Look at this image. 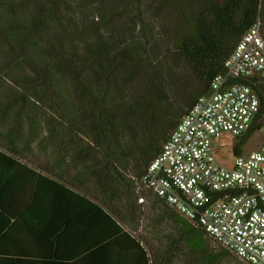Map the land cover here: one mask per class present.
I'll return each mask as SVG.
<instances>
[{"label": "trees", "instance_id": "1", "mask_svg": "<svg viewBox=\"0 0 264 264\" xmlns=\"http://www.w3.org/2000/svg\"><path fill=\"white\" fill-rule=\"evenodd\" d=\"M166 1L164 32L168 8L183 22L163 37L197 83L178 110L140 18L115 28L89 20L92 0H0V264H246L136 181L257 20L264 37V0ZM254 89L259 121L234 156L264 122ZM160 222L173 234L148 231Z\"/></svg>", "mask_w": 264, "mask_h": 264}, {"label": "built area", "instance_id": "2", "mask_svg": "<svg viewBox=\"0 0 264 264\" xmlns=\"http://www.w3.org/2000/svg\"><path fill=\"white\" fill-rule=\"evenodd\" d=\"M242 81V82H236ZM264 91V37L257 20L179 120L168 140L136 181L138 190L165 201L246 264H264V122L261 142L223 165L221 136H244L260 117ZM232 149V148H231ZM140 195L138 203H145Z\"/></svg>", "mask_w": 264, "mask_h": 264}, {"label": "rangeland", "instance_id": "3", "mask_svg": "<svg viewBox=\"0 0 264 264\" xmlns=\"http://www.w3.org/2000/svg\"><path fill=\"white\" fill-rule=\"evenodd\" d=\"M179 1L176 0V4ZM92 2H95V4L93 7L91 6L90 10H87V13L90 17L89 20L93 22L102 20L107 26L126 28L130 23L134 26V23H137L139 18L142 20L143 28L140 29L141 26H137L136 30L137 33L141 30V33L143 32L147 39L150 40L151 43L149 45L153 44L157 48L158 60L162 65L166 80L163 86H160L162 92L167 95L169 103L175 109L178 110L186 106L188 98L187 91L195 88L197 83L187 65L174 52V46L166 42L165 39L168 37H163L166 33L173 37V32L177 33V26H180L183 22L182 17L178 15L176 10L167 9V12L171 13L170 17L165 13L166 17L169 19L172 17L175 20V24L171 26L172 30H166L167 32L165 33L162 16L160 17L158 12H156V8L160 5L167 4L166 0H140L138 4L132 0H92ZM180 10L188 14L184 4H182ZM220 139H222L221 144L224 143L223 140L227 142L224 144L226 148L221 149L219 152L220 157L225 158V160H219V162L229 166L234 160V154L231 148L238 143V139H233L227 135L221 136ZM260 142L261 135L257 131L245 141L241 154L246 155L255 151ZM150 213L151 216H157V212L152 211ZM168 226L160 222L151 227L149 223L148 231L160 238L163 233L168 231L173 234V228ZM184 260L185 257H183L181 262Z\"/></svg>", "mask_w": 264, "mask_h": 264}]
</instances>
